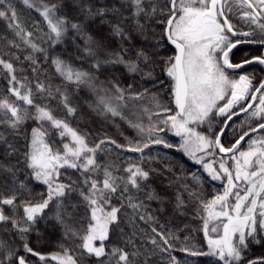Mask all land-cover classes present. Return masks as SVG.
<instances>
[{
  "label": "snow or ice",
  "instance_id": "6c2138e0",
  "mask_svg": "<svg viewBox=\"0 0 264 264\" xmlns=\"http://www.w3.org/2000/svg\"><path fill=\"white\" fill-rule=\"evenodd\" d=\"M0 25V264H264V0H0Z\"/></svg>",
  "mask_w": 264,
  "mask_h": 264
},
{
  "label": "trees",
  "instance_id": "16d2710c",
  "mask_svg": "<svg viewBox=\"0 0 264 264\" xmlns=\"http://www.w3.org/2000/svg\"><path fill=\"white\" fill-rule=\"evenodd\" d=\"M32 19L33 20H36V19H41L38 14H35L33 13L32 14ZM0 27H2V25H0ZM255 49H251V51H253ZM249 51V54L250 52ZM243 55H239L238 57L236 56V59H240L242 58ZM251 70V69H250ZM131 82V81H130ZM139 82V81H138ZM122 128L124 129H128V126L127 124H122ZM107 130H109V132L111 134H116V135H119V130L115 127V126H112V125H108L107 126ZM127 134H134L133 130L131 129H128L127 130ZM169 138L173 141L177 140L178 138L172 136V134H169ZM121 139H123V137H121ZM154 148H159L160 149V155L163 156L164 153H168V157H167V161H172L174 163L177 164V170H179V166L180 164L182 163L184 168L187 170V171H202V169H200V166L199 165H196L194 163V161H191L188 157L186 156H183L181 153H177L174 149H164L163 146H153ZM153 155H156L155 152H153ZM205 177L207 176L206 173H204ZM205 188L208 192H213L214 189H217L219 188L221 191H222V188L220 187V184L219 182H210V183H206L205 184ZM185 220L187 221H191L192 217L191 216H188V217H185L184 218ZM197 239L200 238V236H202V233H199V234H194ZM260 247L259 246H255V252L256 253H259L260 252ZM183 255V254H181Z\"/></svg>",
  "mask_w": 264,
  "mask_h": 264
},
{
  "label": "flooded vegetation",
  "instance_id": "af4514ba",
  "mask_svg": "<svg viewBox=\"0 0 264 264\" xmlns=\"http://www.w3.org/2000/svg\"><path fill=\"white\" fill-rule=\"evenodd\" d=\"M251 49H255V46H244V50L241 51L240 53H238V54H237V57H238L239 55H243V56H244L246 53L249 54V51H251Z\"/></svg>",
  "mask_w": 264,
  "mask_h": 264
}]
</instances>
